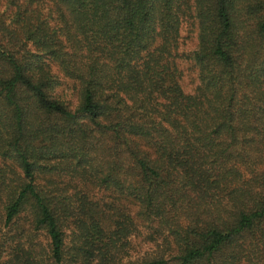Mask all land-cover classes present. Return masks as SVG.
Listing matches in <instances>:
<instances>
[{
	"label": "trees",
	"instance_id": "trees-1",
	"mask_svg": "<svg viewBox=\"0 0 264 264\" xmlns=\"http://www.w3.org/2000/svg\"><path fill=\"white\" fill-rule=\"evenodd\" d=\"M0 210V264H264V0H0Z\"/></svg>",
	"mask_w": 264,
	"mask_h": 264
},
{
	"label": "rangeland",
	"instance_id": "rangeland-1",
	"mask_svg": "<svg viewBox=\"0 0 264 264\" xmlns=\"http://www.w3.org/2000/svg\"><path fill=\"white\" fill-rule=\"evenodd\" d=\"M182 43H184L183 45L180 46L182 51H187V50H190L192 48V41L190 39L189 40H183L182 39ZM181 67L184 68V63H181ZM182 82H183V85H185L186 90H188L187 88L190 87L188 78H183ZM68 100L71 102V104L74 105V103H75L74 97L68 98ZM1 222H2V219H1V210H0V234L1 235L3 232H19V230H20L19 226H23V223L21 221H18V222H16V226H13L11 229H8V228H3ZM130 236L131 237L129 239L130 240L129 241V247H133V248L138 247V239L135 238V235H130ZM2 241H3V238H2ZM36 242H38V244L41 246H43L45 243V242H43V240L41 238H37Z\"/></svg>",
	"mask_w": 264,
	"mask_h": 264
}]
</instances>
